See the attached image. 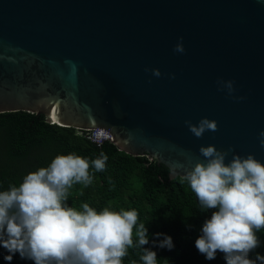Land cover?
<instances>
[{"label":"water","instance_id":"95a60500","mask_svg":"<svg viewBox=\"0 0 264 264\" xmlns=\"http://www.w3.org/2000/svg\"><path fill=\"white\" fill-rule=\"evenodd\" d=\"M17 111L102 129L169 179L201 146L264 165V0H0V113ZM202 118L218 131L196 138Z\"/></svg>","mask_w":264,"mask_h":264},{"label":"clouds","instance_id":"9594fccd","mask_svg":"<svg viewBox=\"0 0 264 264\" xmlns=\"http://www.w3.org/2000/svg\"><path fill=\"white\" fill-rule=\"evenodd\" d=\"M174 51L183 53L182 43L178 42ZM151 71L156 77L161 75L157 69ZM233 83L217 80L218 90L226 89L231 95ZM185 125L196 138L205 131H218L216 121L207 118L195 125L185 121ZM258 142L264 148V131L258 133ZM232 151L201 146L199 154L204 162H196L181 176L203 209H217L204 221L195 248L206 260L215 259L219 251L225 254L226 264H264V256L259 254L255 260L248 259L259 246L254 229L264 228V165L251 154H234L226 163ZM107 159L103 152L91 161L75 153L58 155L46 168L24 176L19 187L10 185L0 192V247L10 253L5 259L11 262L18 253L34 264H121L133 246L132 230L136 226L141 261L157 264L156 253L142 247L149 243L147 228L144 223L137 226L135 210L104 208L97 213L85 203L83 211H77L66 203L67 190L74 182L85 186L92 182L90 163L96 171H103ZM158 246L171 250V237L164 236Z\"/></svg>","mask_w":264,"mask_h":264},{"label":"trees","instance_id":"16d2710c","mask_svg":"<svg viewBox=\"0 0 264 264\" xmlns=\"http://www.w3.org/2000/svg\"><path fill=\"white\" fill-rule=\"evenodd\" d=\"M46 121L44 115L23 111L0 113V192L9 186L19 185L23 177L39 168H46L58 155L75 153L89 159L107 157L105 169L96 171L89 166L92 182H74L67 190L66 203L83 211L87 203L97 213L104 208L119 212L135 210L137 226L144 223L149 243L142 247L156 253L157 264H226L223 253L217 251L215 259L206 260L195 248V240L202 234L205 220L217 209H203L187 182L181 177L168 178V169L146 155L132 156L107 140L100 146L90 141L86 134ZM137 227L132 230L133 246L127 249L121 264H143L140 256ZM259 246L251 251L248 259L264 256V228L254 229ZM157 234H162L157 236ZM164 236L171 237V250L158 245ZM0 247V264H34L32 260L12 256ZM256 264H260L259 261Z\"/></svg>","mask_w":264,"mask_h":264},{"label":"built area","instance_id":"2783aa9c","mask_svg":"<svg viewBox=\"0 0 264 264\" xmlns=\"http://www.w3.org/2000/svg\"><path fill=\"white\" fill-rule=\"evenodd\" d=\"M92 132H88L86 134V137L96 143L98 146H100L103 142L110 140V135L108 132L102 130V129H95L91 130Z\"/></svg>","mask_w":264,"mask_h":264}]
</instances>
